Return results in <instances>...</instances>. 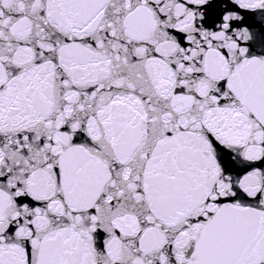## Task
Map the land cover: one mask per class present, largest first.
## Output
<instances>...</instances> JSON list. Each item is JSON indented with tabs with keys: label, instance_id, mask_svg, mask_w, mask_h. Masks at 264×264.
I'll return each instance as SVG.
<instances>
[{
	"label": "snow or ice",
	"instance_id": "1",
	"mask_svg": "<svg viewBox=\"0 0 264 264\" xmlns=\"http://www.w3.org/2000/svg\"><path fill=\"white\" fill-rule=\"evenodd\" d=\"M0 264H264V0H0Z\"/></svg>",
	"mask_w": 264,
	"mask_h": 264
}]
</instances>
